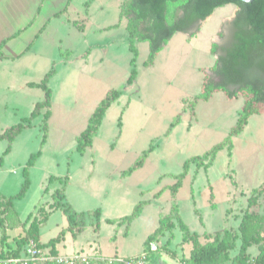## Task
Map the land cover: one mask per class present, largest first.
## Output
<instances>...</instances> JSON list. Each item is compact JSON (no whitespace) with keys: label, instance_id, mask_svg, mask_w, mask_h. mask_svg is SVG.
Wrapping results in <instances>:
<instances>
[{"label":"rangeland","instance_id":"374dc122","mask_svg":"<svg viewBox=\"0 0 264 264\" xmlns=\"http://www.w3.org/2000/svg\"><path fill=\"white\" fill-rule=\"evenodd\" d=\"M129 3L72 0L65 15L70 25L52 22L34 42V52L0 60V133L30 117L44 91L29 83L40 82L53 70L48 80L50 116L45 119L47 108H42L8 153L7 140L0 139V193L7 197L20 190L23 168L31 154L39 153L28 168L25 195L13 200L14 209L7 214L9 223L21 221L8 229L10 247L37 223L39 243L47 246L55 239V249L65 254L75 248L74 253L127 259L156 245L165 264H181L191 243L183 239L177 221L145 243L174 206L202 241L226 227L237 229L246 212L264 214V107L258 105L259 112L231 134L247 92L229 98L217 89L208 99L200 96L205 81L216 80L217 46L224 43L233 4L215 8L188 32L176 31L148 65L149 42L134 39L137 53L131 65ZM133 66L137 75L127 83ZM114 89L119 95L106 109L91 145L78 152L80 133ZM222 141L209 164L191 163L180 186L172 189L186 159ZM145 151L142 164L125 172ZM58 191L77 212L99 209V227L90 214L70 224L55 205ZM140 202V215L131 223L121 221ZM248 250L251 256L258 251L256 245Z\"/></svg>","mask_w":264,"mask_h":264},{"label":"trees","instance_id":"16d2710c","mask_svg":"<svg viewBox=\"0 0 264 264\" xmlns=\"http://www.w3.org/2000/svg\"><path fill=\"white\" fill-rule=\"evenodd\" d=\"M234 4L237 10L231 20L232 38L228 46L222 47L221 54L218 55L214 66V76L216 80L209 78L205 81L202 99H208L214 90H223L229 98L236 97L239 92L246 91L248 96L244 106L238 116L236 126L231 134L239 133L247 124L248 118L252 113L259 112L258 105L264 107V0H252L250 2L243 0H130V14L127 22L129 31V47L133 52L131 65L135 64V55L137 50L133 45L134 39L149 42V54L144 64L151 63L156 53L161 49L163 43L168 40L176 31L188 32L192 27L197 25L201 20L209 17L215 8ZM175 7V12L170 15L171 7ZM218 49V46H217ZM53 70H49L38 82H30V86L41 87L44 91V99L36 102L30 114V117L22 119L20 122L12 125L0 133V139L8 142L4 153H8L11 149L12 142L21 133V131L30 125V120L39 115L42 108H47L44 112V118L50 116V102L52 91L48 86V80ZM137 75L136 68L133 66L127 83H131ZM119 91L114 89L103 98L100 104L92 113L86 128L78 137L77 151L83 152L84 149L91 145L92 137L97 131L98 126L106 109L118 97ZM44 130L47 124L43 123ZM228 138V137H227ZM227 138H225L227 141ZM224 142L215 144L211 149L203 155H195L186 159L183 164V170L177 176V181L172 185V189L176 190L181 179L187 173L189 165L195 163L197 167L207 165L214 159L216 152L222 149ZM149 150H151L149 148ZM148 151L143 153L135 165L125 172H131L135 167L143 162V158ZM39 153L30 155L27 165L23 168L24 180L20 190L13 195L5 196L0 193V257H20L29 241L33 239L36 246L41 248H49L51 254H57L54 242L51 239L44 246L39 243V231L37 223H32L27 229L26 235L17 238V245L10 247L8 245V229L18 227L21 221L17 219L15 223H9L7 214L14 209L15 198H21L25 195L29 187L28 168L32 166ZM208 158V162L204 163V159ZM263 190V189H262ZM58 198L55 205L60 208L70 224L76 223L77 220L84 221L86 216H94L96 228L99 227L98 219L100 210L84 213L75 211L72 206L65 201L63 193L58 191ZM252 199V198H250ZM143 202L137 204L132 213L123 217L121 221L131 223L141 213ZM108 222L114 220L107 219ZM176 221L183 230V239L191 243L189 255L184 257L181 264H247L250 259L255 260L259 264H264V214H252L246 212L237 229L226 227L222 231L207 235V240L202 241L198 235L189 231L188 226L182 220L179 211L172 208L171 212L159 219V226L155 231L149 234L145 243L148 244L158 235L170 231ZM239 242V243H238ZM48 245H50L48 247ZM252 245L257 246V253L251 256L248 248ZM149 250V247H147ZM236 250L235 253H232ZM28 264H61L52 259H35ZM80 264H128L125 261L116 259H90L88 262ZM146 264H165L159 253L150 251Z\"/></svg>","mask_w":264,"mask_h":264},{"label":"crops","instance_id":"0c3cea01","mask_svg":"<svg viewBox=\"0 0 264 264\" xmlns=\"http://www.w3.org/2000/svg\"><path fill=\"white\" fill-rule=\"evenodd\" d=\"M233 6L227 17L234 16L237 7ZM72 8V0H0V60L21 58L30 49L34 52L33 44L47 25L57 21L59 26L70 25L65 15Z\"/></svg>","mask_w":264,"mask_h":264},{"label":"built area","instance_id":"2783aa9c","mask_svg":"<svg viewBox=\"0 0 264 264\" xmlns=\"http://www.w3.org/2000/svg\"><path fill=\"white\" fill-rule=\"evenodd\" d=\"M157 250L156 245H152L149 250L142 251L141 254L134 258H106L100 255H87L84 253H68V254H51L49 248H41L35 245L33 239H29L23 255L20 257L10 256V257H0V264H28L30 261L35 259H52L57 263L61 264H80L83 262H88L90 259H116L119 261H125L128 264H146L147 257L150 251ZM247 264H259L255 260L250 259Z\"/></svg>","mask_w":264,"mask_h":264},{"label":"flooded vegetation","instance_id":"af4514ba","mask_svg":"<svg viewBox=\"0 0 264 264\" xmlns=\"http://www.w3.org/2000/svg\"><path fill=\"white\" fill-rule=\"evenodd\" d=\"M231 38H232V23L230 22L229 25H228V28H227V32L224 34V43L219 45L218 52H217L218 55L222 53L221 52L222 47L229 45V43L231 41Z\"/></svg>","mask_w":264,"mask_h":264},{"label":"water","instance_id":"95a60500","mask_svg":"<svg viewBox=\"0 0 264 264\" xmlns=\"http://www.w3.org/2000/svg\"><path fill=\"white\" fill-rule=\"evenodd\" d=\"M243 1H247V2H250V1H252V0H243ZM206 18H207V17H206ZM206 18H205V19H206ZM200 22H202V20H201Z\"/></svg>","mask_w":264,"mask_h":264}]
</instances>
